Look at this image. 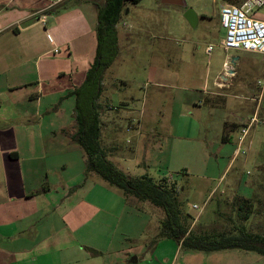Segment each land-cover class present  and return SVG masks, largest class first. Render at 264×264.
<instances>
[{"label": "rangeland", "instance_id": "1", "mask_svg": "<svg viewBox=\"0 0 264 264\" xmlns=\"http://www.w3.org/2000/svg\"><path fill=\"white\" fill-rule=\"evenodd\" d=\"M80 1L67 2L61 8L62 13L65 14L71 8L80 7L79 5L82 4ZM234 1L236 3L232 0H183L182 5L165 4L162 0H140L138 3L127 1L123 16L117 24L118 55L104 75L103 83L107 86V90L100 96L97 103L103 113L108 112L118 116L115 125L119 128L121 143L119 155L124 157L125 161L122 164L117 163V166L133 177L145 174L155 180L167 177L171 181H176L182 188L185 187L180 196L181 208L184 213L193 215V220H197L194 226L196 231L223 230L228 223H231L230 219H233L237 224L246 225L252 232L263 234L264 55L235 50L226 52L222 47L221 43L226 32L220 25L221 6L222 3L223 5L237 4L242 0ZM78 9L80 10L76 12L82 13L81 8ZM189 9L198 15L196 27H192L184 17ZM54 10L56 14L58 9L54 8ZM258 14L264 16V7L258 11ZM88 28L92 29L91 22H88ZM88 28L82 25V28L77 30L84 32L85 36L81 40L77 39V50L73 57L68 56L67 48H61L62 50L58 49V53L53 50L42 59L43 62L50 61L54 65V71L65 70L67 76L70 75L71 69H74L73 79H75L80 71L94 59L96 38L95 33L90 39L87 37ZM42 44L46 46L48 42L44 39ZM59 51L62 53L60 54ZM232 57L239 58L236 66ZM228 59L238 72L236 82L253 86V91L258 92L255 96L262 94L259 107L258 102L244 100L245 93L241 91L243 93L241 94L236 90L235 94L239 95V98L230 97L226 107L215 108L219 111L217 114L222 113L233 122H238V116L242 115L247 119L246 123H249L250 119L257 115L258 121L251 127L245 143L247 153L233 162L231 157L234 148L237 147L240 131L230 130V140L223 143L217 138L221 130L216 124L210 134L202 130V133L198 135L191 127L188 131L184 129L185 131L176 132L170 136L167 129L170 114L180 111L181 97L185 94L177 87H196L203 83H212L217 72L224 70L223 64ZM57 84L60 86L59 90L53 88ZM69 84L71 85L68 77L66 79L53 77V80L44 83L45 118L42 123L39 119L33 122L16 120L11 125H8L7 121H2L3 125L0 123V128L10 130L41 128L44 130V137L38 138V146L42 140L44 147L47 151L49 150L48 153L64 147L70 139L69 131L77 130L78 127L77 120L73 117L76 98L68 96L71 89L68 90L66 86ZM190 95L194 96V93ZM121 102L130 103V112L133 113L131 115L135 117L136 124L139 121L143 126L142 136L159 129L161 134L158 138L161 140L159 148H147L148 150L137 152L131 150L132 142L136 139V132H131L129 129V121L126 118L129 110H126ZM49 105L54 108L47 114ZM207 105L208 103L202 109L185 108L183 111L188 114L192 110L194 117H198V114L203 116V119H206V123L202 122L204 127L209 123L208 120L212 119V116L207 114L208 109L212 107ZM61 112L62 114L65 112L64 119H61L62 114L58 116ZM33 137L30 133L28 140ZM75 146V148L70 147L73 150L67 153L50 154V158L44 162V165L38 161V168L43 169L46 163L51 166L53 176L50 180L53 181L54 177L58 178V173L53 169L65 162L68 166L65 172L66 178L77 175L81 169L85 168L86 163L81 161V156L85 154L82 147L77 143ZM222 147H225V150L221 151ZM138 161H145L146 167L139 166ZM59 172L62 173V171ZM96 176L102 184L122 193L119 188L110 186L108 182ZM204 177L209 180L202 181L201 178ZM223 189L226 193L221 199H217ZM212 190L214 192L219 190V192L206 201ZM63 191L60 188L59 194ZM235 193L241 200L238 201L232 197ZM243 199L251 200L249 208H251L252 217L247 222L243 218L238 219V204ZM132 200L136 199L132 198ZM76 203L77 206H81V199H77ZM144 204L153 208L149 202ZM194 205H197L199 209H194ZM247 208L246 206L245 209ZM201 209H204V212L199 214ZM212 210H214L213 220L208 216ZM156 212L164 217L161 209L157 208ZM158 214L156 218L155 215L150 214L148 219L151 218L153 221L155 218L154 225L159 229ZM132 216L133 211L127 208L121 222L124 227L133 225L132 221L135 219ZM147 236H155V234L148 233ZM145 237L146 235L143 239ZM153 240L154 237L150 244ZM183 257L182 255L181 258ZM201 262L202 264H264V257L254 252L237 249L214 253L196 252V257L188 258L186 264H201Z\"/></svg>", "mask_w": 264, "mask_h": 264}, {"label": "crops", "instance_id": "2", "mask_svg": "<svg viewBox=\"0 0 264 264\" xmlns=\"http://www.w3.org/2000/svg\"><path fill=\"white\" fill-rule=\"evenodd\" d=\"M70 1L0 0V123L2 125V121H7L8 125H11L16 120L33 122L39 119L42 123L45 118L44 83L53 80V77L70 79L71 85L66 86L68 90L71 89L68 93L69 97H75L72 93L84 82L94 59L75 79H73L74 69H71L70 75L67 76L65 70L54 71L53 63L42 60L53 50L58 53L56 50L65 48L69 53L68 56L73 57L77 50V39L81 40L85 36L84 32L77 30L82 28V25L88 28V22H91L92 29L88 28L86 35L90 39L95 33L96 38L95 58L99 8L105 5L106 0H81L80 7L71 8L63 14L62 6ZM54 8L58 9L56 14ZM78 8H81L82 13H77L80 10ZM44 18H46L45 24ZM44 39L48 42L46 46L42 44ZM59 53L61 54L62 51ZM232 59L236 62V66L239 58L232 57ZM237 75L238 72L235 70L233 76H226L221 69L212 83H203L196 87H177L185 94L181 97L180 111H174L168 119L169 135L185 131L184 129L188 131L191 127L198 135L202 130L210 134L216 124L221 130L217 138L227 143L230 140L229 131L235 128L240 131L247 119L239 115L238 122L230 121L224 114H217L218 110L215 108L226 107L230 97L239 98V95L235 94L236 90L247 95H244V100L258 102V107L262 99V94L255 96L258 92H254L250 84L237 83ZM103 82V93H105L107 86ZM59 87L58 84L53 86L58 90ZM192 92L194 96L190 95L193 94ZM206 103L207 106L212 107L207 111L212 119L208 120L209 123L204 127L202 122L206 123V119H203V116L198 114V117H194L192 110L189 115L183 111L185 108L202 109ZM121 104L129 110L126 113L129 129L131 132H136L135 142L132 139L131 150L137 152L159 148L161 143L158 139L161 135L159 129L147 132L143 137V126L139 121L136 124V119L130 112V103L121 102ZM49 106L47 114L54 108L52 105ZM61 114L62 112L58 116ZM76 115L74 112L73 117L76 118ZM64 117L65 112L61 115V119ZM100 121L102 146L107 150L111 161L116 165L122 164L125 158L119 155L121 143L119 128L115 125L118 116L108 112L103 113L100 107ZM77 131L78 127L77 130L69 131L70 139L67 145L48 153L49 150L44 147L42 140L40 145H37L38 138L44 137V130L41 128L32 130L0 128V264H186L188 258L196 257V252L183 251L180 245L172 240H161L156 244H150L155 236H147V234L156 235L158 231V227L154 225L158 214L154 205L153 208H149L144 202L127 199L123 193L102 184L96 175L91 174L86 177L85 168L77 175L66 178L65 172L68 166L63 162L60 167L53 169L58 173V178L54 177L53 181L50 180L53 176L51 166L46 163L43 169L38 168L37 162L41 161L44 165L50 154L73 150L70 147H76ZM30 133L34 137L28 140ZM236 148L233 150L232 162L239 157H235ZM220 150H225V147ZM81 161L86 163L85 154L81 156ZM137 163L146 167L145 161ZM201 179L209 180L206 177ZM60 188L64 190L62 194H59ZM181 189L183 192L185 187ZM218 192L219 190L216 192L212 190L206 201L212 199ZM225 193L223 189L217 199H221ZM238 196L235 193L232 197L239 199ZM77 199H81V206H77ZM127 208L133 211L132 218L135 220L132 221L133 225L124 227L121 222ZM203 212L204 209H201L199 214ZM213 213L214 210L208 215L211 219ZM150 214L155 215L153 221L151 218L148 219ZM158 216L159 223L163 217L161 214ZM196 221H193L192 227L195 226ZM144 234L146 237L143 239Z\"/></svg>", "mask_w": 264, "mask_h": 264}, {"label": "trees", "instance_id": "3", "mask_svg": "<svg viewBox=\"0 0 264 264\" xmlns=\"http://www.w3.org/2000/svg\"><path fill=\"white\" fill-rule=\"evenodd\" d=\"M127 1L138 3L140 0H106L105 5L99 8L96 55L84 82L72 93L76 98L78 125L75 141L86 155L85 176L96 174L111 186L119 188L127 199L149 202L163 211L164 217L159 222L152 244L172 240L183 251L214 253L237 249L264 257V233H254L246 225L237 224L233 219H230L231 223L223 230L196 231L192 227L193 217L184 213L181 208L182 189L176 181L167 177L155 180L148 174L130 176L111 161L107 150L102 146L100 105L97 101L103 93L104 73L118 55L116 25L124 13ZM250 203L251 200L243 199L238 204V219L243 218L245 222L251 219Z\"/></svg>", "mask_w": 264, "mask_h": 264}, {"label": "built area", "instance_id": "4", "mask_svg": "<svg viewBox=\"0 0 264 264\" xmlns=\"http://www.w3.org/2000/svg\"><path fill=\"white\" fill-rule=\"evenodd\" d=\"M263 7L264 0H243L239 4L222 5L220 25L226 34L221 45L226 52L235 50L264 55V17L258 14ZM43 23H46V18ZM224 73L226 76L235 74V67L229 59L224 63ZM250 120L240 128L235 157L247 153L245 143L251 127L258 121L257 115ZM194 208L199 209L197 205Z\"/></svg>", "mask_w": 264, "mask_h": 264}, {"label": "water", "instance_id": "5", "mask_svg": "<svg viewBox=\"0 0 264 264\" xmlns=\"http://www.w3.org/2000/svg\"><path fill=\"white\" fill-rule=\"evenodd\" d=\"M162 2L165 3V4H178V5H182L183 4V0H162ZM184 17H185V19L189 22V24L192 27H196L197 26L198 15H197V13L195 11H193L191 9L187 10L185 15H184ZM234 64H235V62H234Z\"/></svg>", "mask_w": 264, "mask_h": 264}]
</instances>
